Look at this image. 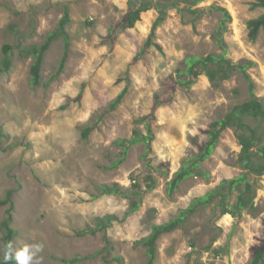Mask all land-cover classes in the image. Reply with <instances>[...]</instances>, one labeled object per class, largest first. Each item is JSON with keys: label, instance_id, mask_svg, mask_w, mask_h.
I'll list each match as a JSON object with an SVG mask.
<instances>
[{"label": "rangeland", "instance_id": "1", "mask_svg": "<svg viewBox=\"0 0 264 264\" xmlns=\"http://www.w3.org/2000/svg\"><path fill=\"white\" fill-rule=\"evenodd\" d=\"M254 2L202 0L195 7L207 12L199 17L184 4L171 8L156 28L153 45L139 55L158 16L155 8L124 29L128 0H0V61L3 44L13 45L12 67L0 71V198L14 190L15 253L25 245L43 244L39 264H66L75 257L85 258L72 264H146L147 247L135 242L148 236L153 224L171 220L193 198L243 171L237 163L242 146L228 128L202 163L209 178L189 177L173 196L167 193V182L182 160L208 140L211 123L250 97L239 72L217 85L204 71L190 86L178 82V69H185L187 57L221 52L214 38L220 14L208 11L210 5L230 11L227 57L249 63L256 95L264 100V29L252 39L248 28L264 8ZM66 11L71 50L65 69L51 80L64 54V41L58 38L45 55L41 84L33 87L30 51L45 41ZM126 86L123 101L106 114ZM101 114L84 138L82 128ZM142 116L154 132L152 152L139 143L122 164L111 167L122 156L117 139L130 138L136 129L147 134L145 124L135 122ZM246 121L264 130V120ZM250 181L257 210H245L236 218L222 215L218 200L199 208L180 228L158 238L153 264H249L264 240V175L251 174ZM115 182L142 192L140 209L123 222H113L106 230L109 242L103 231L80 235L95 224L96 216L112 213L121 218L128 210L130 199L123 196L94 198L102 184ZM6 207L0 208V222ZM2 236L0 230V264Z\"/></svg>", "mask_w": 264, "mask_h": 264}, {"label": "trees", "instance_id": "2", "mask_svg": "<svg viewBox=\"0 0 264 264\" xmlns=\"http://www.w3.org/2000/svg\"><path fill=\"white\" fill-rule=\"evenodd\" d=\"M202 0H128L129 10L125 20L122 22L124 29L132 28L136 22L141 19V14L151 8L158 11V16L155 19L151 35L145 42L144 48L140 50L139 55L145 52V49L153 45L152 37L155 35L157 26L162 23L167 16L168 10L171 8H179L184 4L183 8L189 9L197 17L207 12L206 8H197ZM254 6H261L264 8V0H255ZM208 11L220 14L219 24L215 31L214 38L221 49L218 54H209L208 56H189L186 58L185 69H178V82L183 86H190L195 83V78L199 76L201 71L206 72L209 79L217 85L218 81L226 80L235 72L241 73L243 80L246 82L249 92V99L244 102L237 103L230 108V111L223 118H219L211 123L207 131L208 140L203 144L198 153H194L191 157H186L182 160L180 168L175 172L172 179L167 182V193L173 196L175 191L179 188L180 183L189 177L204 175L209 178L210 174L202 168V163L206 161L214 153V149L219 142L223 131L232 128L235 131L236 137L242 146L238 155L237 163L241 166L242 172L232 178H223L216 186L211 188L204 195L193 198L190 204L178 211V214L171 220L162 224H153L152 232L139 240L136 244H141L147 247L148 259L146 264H153L157 257V240L164 234L180 228L185 221L199 208H204L218 200L216 206L219 208L222 215L231 214L233 217L241 218L245 210H257L255 206V186L250 181L251 174L264 175V130L257 125L252 126L247 123L246 117H253L259 120H264V100H260L256 95V84L248 72L249 63L233 62L227 57L228 44L225 40V33L228 30V24L232 20L230 11L217 4H212L208 7ZM70 22L68 11L63 15L58 26L52 30L45 41L40 45L32 47L30 54L33 56V63L31 66V84L37 87L42 82V70L44 65V58L47 51L50 49L52 43L58 38L64 41V54L60 61L58 70L53 74L51 80H55L65 69L69 52L71 50L70 33L67 30V24ZM249 35L255 39L261 29H264V13L258 18L250 19L248 22ZM3 58L0 61V71H9L12 67V51L13 45L5 43L2 46ZM251 63V62H250ZM128 86L113 100L109 105L106 114L115 110L116 107L123 101ZM103 118L101 114L94 124L82 128V136L87 138L89 134L97 127L100 120ZM148 117L142 116L136 119V124H145L147 134H144L140 129H136L130 138H119L116 144L122 147V156L115 161L111 167L117 168L122 164L128 155L129 149L139 143H145L146 152H152V140L154 139V132L151 124L147 122ZM154 186L150 185L149 189ZM237 191L235 201L230 203V196ZM14 190L8 189L5 197L0 198V208L6 207L5 215L0 222V230L3 233V256L1 264H17L15 252L13 251L14 239L17 231L12 226L14 220L15 204L12 200ZM103 194H116L130 199L128 210L120 218L116 214L108 213L103 216L95 217V224L88 225L86 229L79 232L80 235L96 234L99 231L104 232V239L108 241L106 230L112 226L114 221H125L131 214L140 209L142 192L131 191L128 188L121 186L115 182L112 185L102 184L100 192L94 198L100 197ZM137 196V198H135ZM227 248L229 245L226 246ZM221 247L217 248V252L221 251ZM11 253V259L5 260L6 254ZM100 252L90 254L86 258L96 257ZM85 257H75L66 264H72L76 261L82 260ZM119 260L120 257L115 258ZM249 264H264V240L262 244L255 250L252 260Z\"/></svg>", "mask_w": 264, "mask_h": 264}, {"label": "clouds", "instance_id": "3", "mask_svg": "<svg viewBox=\"0 0 264 264\" xmlns=\"http://www.w3.org/2000/svg\"><path fill=\"white\" fill-rule=\"evenodd\" d=\"M43 251V244L25 245L15 253L17 264H39V254ZM5 260L11 259V253L6 254Z\"/></svg>", "mask_w": 264, "mask_h": 264}]
</instances>
